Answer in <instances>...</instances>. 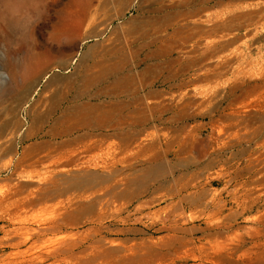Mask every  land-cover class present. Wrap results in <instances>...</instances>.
Segmentation results:
<instances>
[{
    "label": "rangeland",
    "instance_id": "obj_1",
    "mask_svg": "<svg viewBox=\"0 0 264 264\" xmlns=\"http://www.w3.org/2000/svg\"><path fill=\"white\" fill-rule=\"evenodd\" d=\"M257 1L0 0V264H264Z\"/></svg>",
    "mask_w": 264,
    "mask_h": 264
},
{
    "label": "bare ground",
    "instance_id": "obj_2",
    "mask_svg": "<svg viewBox=\"0 0 264 264\" xmlns=\"http://www.w3.org/2000/svg\"><path fill=\"white\" fill-rule=\"evenodd\" d=\"M236 10H240L242 15H238L239 13H233V15L231 16L232 19H242L244 20V23L248 24L247 26L253 25L254 20L259 17L262 18L264 17V0H258L257 2L254 3H249L247 6L243 7V8H237ZM230 12H232L230 10ZM235 12V11H234ZM229 13V12H228ZM258 13V15H256ZM250 28V27H249ZM223 37V36H221ZM220 40L217 39L216 41H211L210 45H213L214 43H218ZM231 59V58H230ZM221 60V59H219ZM221 62V61H220ZM32 74L31 69L30 72H26V78ZM32 79V78H31ZM134 79H129L126 77L123 78H118L117 82L114 83V86L119 87L121 90V93L128 91L127 88L134 86ZM41 99V98H40ZM40 104H41V100ZM64 136V135H63ZM190 188V187H189ZM180 189V188H179ZM191 189V188H190ZM181 192V191H178ZM183 192V191H182ZM177 193V192H176ZM175 193V194H176ZM178 195V194H177ZM3 197V196H2ZM12 197V195H6L3 198H0V202H3L4 200H9ZM180 201V200H179ZM177 225V224H175ZM64 244V243H63ZM37 245V244H36ZM29 250V249H28ZM27 251V250H26ZM34 252V251H33ZM31 254V253H30ZM36 256V255H35ZM37 257V256H36ZM42 261V260H41ZM33 262V261H32Z\"/></svg>",
    "mask_w": 264,
    "mask_h": 264
}]
</instances>
